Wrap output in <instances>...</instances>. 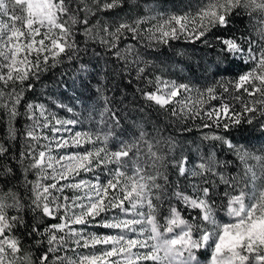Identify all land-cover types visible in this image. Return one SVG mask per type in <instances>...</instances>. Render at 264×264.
Returning <instances> with one entry per match:
<instances>
[{"label":"snow or ice","instance_id":"1","mask_svg":"<svg viewBox=\"0 0 264 264\" xmlns=\"http://www.w3.org/2000/svg\"><path fill=\"white\" fill-rule=\"evenodd\" d=\"M123 6L0 0V264H264V152L232 134L244 125L264 133V0H201L194 13L131 22L99 15ZM181 37L213 53L203 86L156 76L155 90H136L185 124L178 133L193 131L189 121H207L195 125L199 140L142 123L130 131L106 94L110 76L127 73L131 84L134 70L136 80L153 84L140 45ZM65 65L71 75L65 68L53 82L65 90V77L83 86L100 68L104 103L84 117L95 124L90 130H74L84 114L54 94L51 105L76 118L61 119L35 98L38 86L47 88L42 78ZM174 100L180 107L169 109Z\"/></svg>","mask_w":264,"mask_h":264},{"label":"trees","instance_id":"2","mask_svg":"<svg viewBox=\"0 0 264 264\" xmlns=\"http://www.w3.org/2000/svg\"><path fill=\"white\" fill-rule=\"evenodd\" d=\"M201 3V0H124L123 9H115L110 13L99 14L102 19L110 17L109 23L120 22L121 20H128L131 22L138 17L155 16L158 18H164L170 15H184L185 13H194L197 10V6ZM253 15H259V13H253ZM146 23L141 25L143 29L151 27L152 23ZM247 23V19H246ZM236 27H242L237 24ZM252 30V26H249V31ZM147 33L145 32V35ZM130 35V34H129ZM148 41L145 39L143 44L140 45L141 54L145 60L149 61V67L146 70L148 77L153 80V84H148L147 79L136 80L135 72L131 73L130 78L133 83L129 84V74L125 73L123 77L120 74L111 75L107 84L110 91L106 94L113 100L114 105L118 106L121 110L122 123L126 125L130 131H135V124L142 123L143 126L151 131L154 127L161 129L164 135L169 133L178 135L179 138L187 137L188 142L192 140H199L201 130L197 129L195 125L202 122L200 119L195 121H189L188 125L193 127L192 132L178 133V128L185 127V124L173 117L170 111H165L158 106L152 104L149 106V102H146L137 87L145 89L146 91L155 90V77L161 76L164 80H174L177 83H190L197 88H201L205 83V76L203 69L207 66L208 61L213 59V53L207 47L201 44L199 41L190 43L183 38L179 40H171L168 44L153 42V47L149 49L144 48V44ZM90 57H85L89 59ZM108 57L105 56L100 60V67H104V60ZM114 60H109L107 66L108 71L111 72L112 64ZM65 68H69V75H71V67L68 65L61 66L55 71V74L49 73L42 78L43 83L47 85L46 89L37 88L36 97L39 101H47L49 107H53L48 100V94H54L53 98L59 99L62 103L68 106L75 107L77 113H83L84 116L80 117L82 120V127L84 130H90L95 127L93 121L84 119L88 115L89 109H95L93 112L96 115L99 109L103 106V100L96 92V83L98 77L95 73L100 71V68L93 69V78L91 81L85 79V83L82 86L79 79H76L73 87V81L65 77L69 87L67 90L63 86L56 88L53 84L54 81L60 79V72ZM207 78L210 79L211 75L207 74ZM31 96L32 94L29 93ZM87 105V108L85 107ZM174 103L168 105L171 109L174 107ZM176 107V106H175ZM178 108V107H177ZM141 109H143L141 111ZM61 116H67L66 110L57 109ZM17 127L22 131L24 128V120L20 118ZM211 131V130H203ZM6 133L5 126L0 123V138ZM234 137L240 141H251V151L261 152L264 150V133L259 128H253L249 125H244L239 129H233ZM19 143L12 145L13 152L19 150ZM239 163V161H237ZM22 172L23 169H20ZM35 178V177H31ZM222 216V213L220 214ZM49 223H57L58 221H48ZM30 239V238H29ZM27 246V244H26Z\"/></svg>","mask_w":264,"mask_h":264},{"label":"rangeland","instance_id":"3","mask_svg":"<svg viewBox=\"0 0 264 264\" xmlns=\"http://www.w3.org/2000/svg\"><path fill=\"white\" fill-rule=\"evenodd\" d=\"M6 19V18H5ZM181 38H183V37H181ZM193 95H195V93H193ZM176 99H180V97H177ZM173 103H174V105L176 106V107H180V105H177V104H175V100L173 101ZM212 103H218V102H216V101H214V102H212ZM53 111H55L56 113H57V115L61 118V119H73V118H76V116H74V114L73 113H68L67 111V116H61L60 114H59V112L58 111H56V108H55V106H53V107H50ZM65 111V110H64ZM74 130H79V131H83L84 130V128L82 127V124H78V125H76L75 126V129ZM49 135H51V133H49ZM65 135H67L66 133H65ZM85 147H91V145H85ZM83 149H79V151H82ZM66 151H77V149H66ZM261 152H264V150H262ZM261 152H256V154H261ZM248 163L249 164H255L256 162L254 161V160H249L248 161ZM259 169L257 168V172H258V174H259ZM89 175H91V174H89ZM262 182H264V180H262V181H258V183H262ZM45 183H51V181H45ZM69 195H71V193L69 192L68 193ZM222 216H223V213H222ZM224 219L226 220L227 218L226 217H224ZM88 231L89 232H96V233H104V232H106V231H108V230H105V229H103V228H98V227H90L89 229H88ZM58 235H60L59 233H58ZM103 245H98V246H96V248L95 249H92V248H89V249H83V248H81V249H78L77 251L79 252V253H81V254H89L90 252H94V251H96V252H98V251H100V250H102L103 249ZM68 255H74L72 252H69L68 253Z\"/></svg>","mask_w":264,"mask_h":264}]
</instances>
